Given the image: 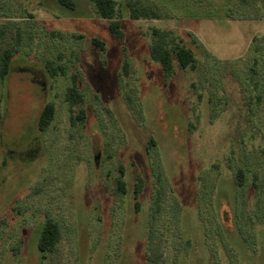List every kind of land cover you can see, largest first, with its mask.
Segmentation results:
<instances>
[{
    "label": "rangeland",
    "instance_id": "374dc122",
    "mask_svg": "<svg viewBox=\"0 0 264 264\" xmlns=\"http://www.w3.org/2000/svg\"><path fill=\"white\" fill-rule=\"evenodd\" d=\"M68 1L0 0V50L19 40L0 80V264H264V0H115L122 39L89 0ZM127 3L161 16L132 20ZM153 29L193 68L173 58L164 78ZM73 74L82 125L64 99ZM48 218L60 240L41 259Z\"/></svg>",
    "mask_w": 264,
    "mask_h": 264
},
{
    "label": "trees",
    "instance_id": "16d2710c",
    "mask_svg": "<svg viewBox=\"0 0 264 264\" xmlns=\"http://www.w3.org/2000/svg\"><path fill=\"white\" fill-rule=\"evenodd\" d=\"M61 4L68 7L71 3L68 0H58ZM93 6L95 14L101 18L110 21L109 31L118 39H122V33L120 30V23L114 21L113 18L116 13V1L115 0H89ZM128 16L132 20L139 19H156L161 15L155 11L152 7H144L139 4L127 3ZM4 30L0 31V38L4 35ZM93 44L100 49H103V42L93 39ZM19 46L18 37L15 38L13 44H8L0 50V80L4 81L9 72L10 66L13 62L14 56L17 53ZM148 55L151 60L157 62L162 70L164 78H169L173 75V58H175L178 67L182 70L193 68L195 56L192 50L182 44H178L171 38L170 33L167 31H160L157 29L152 30V43L148 48ZM45 68L50 76H57L64 74V68L61 64L56 66L52 61L45 63ZM77 75L71 76V84L66 89L64 94L65 102L68 105L70 111V123L72 125L80 124L85 120V112L83 109L75 108L80 106L84 99L81 91L78 88ZM54 105L52 103H46L41 109L37 119V129L39 132H44L50 125L54 118ZM244 178V171L241 168H237L234 172V185L242 187ZM116 192L119 194H125L126 183L124 180V171L119 167V175L115 178ZM142 180L137 177L134 183V189L132 198L134 205L137 208L138 199L142 191ZM60 240V231L58 226L51 220L46 219L43 223L40 235L37 241V251L39 252L40 258L44 259L46 254L53 253ZM147 261H150V257H147Z\"/></svg>",
    "mask_w": 264,
    "mask_h": 264
},
{
    "label": "water",
    "instance_id": "95a60500",
    "mask_svg": "<svg viewBox=\"0 0 264 264\" xmlns=\"http://www.w3.org/2000/svg\"><path fill=\"white\" fill-rule=\"evenodd\" d=\"M97 158H98V156L94 157V161H96V160H97Z\"/></svg>",
    "mask_w": 264,
    "mask_h": 264
}]
</instances>
